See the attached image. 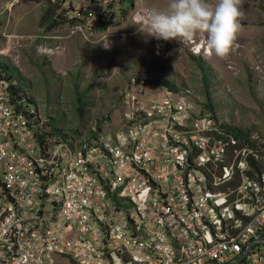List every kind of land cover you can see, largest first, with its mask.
<instances>
[{"label": "built area", "instance_id": "2783aa9c", "mask_svg": "<svg viewBox=\"0 0 264 264\" xmlns=\"http://www.w3.org/2000/svg\"><path fill=\"white\" fill-rule=\"evenodd\" d=\"M116 1L55 5L80 28ZM13 94L0 79V264H264V153L195 113L191 89L132 85L115 141L79 152L41 143Z\"/></svg>", "mask_w": 264, "mask_h": 264}, {"label": "rangeland", "instance_id": "374dc122", "mask_svg": "<svg viewBox=\"0 0 264 264\" xmlns=\"http://www.w3.org/2000/svg\"><path fill=\"white\" fill-rule=\"evenodd\" d=\"M56 2L23 0L0 15V79L16 86L13 95L37 111L47 133L52 123L68 135L62 140L50 134L48 149L65 145L79 152L101 136L115 141L129 123L127 114L140 106L126 95L131 86L170 80L178 90H192L195 113L209 100L222 126L248 131L246 144L264 153V0H237L239 28L224 57L205 52L199 34L181 44L157 41L130 25L141 10L164 8L167 0H118L95 25L85 23L90 28L67 21ZM50 8L61 25L42 23ZM205 71L215 77L208 92ZM60 259L56 264H71Z\"/></svg>", "mask_w": 264, "mask_h": 264}, {"label": "clouds", "instance_id": "9594fccd", "mask_svg": "<svg viewBox=\"0 0 264 264\" xmlns=\"http://www.w3.org/2000/svg\"><path fill=\"white\" fill-rule=\"evenodd\" d=\"M237 0H167L164 8L148 7L134 22L139 33L157 41L176 40L180 44L200 35L204 51L226 56L239 28ZM105 48L109 42H103Z\"/></svg>", "mask_w": 264, "mask_h": 264}, {"label": "trees", "instance_id": "16d2710c", "mask_svg": "<svg viewBox=\"0 0 264 264\" xmlns=\"http://www.w3.org/2000/svg\"><path fill=\"white\" fill-rule=\"evenodd\" d=\"M37 1H39V0H37ZM122 2H124V0H121V2L120 3H122ZM124 7V6H123ZM125 9H126V7H124L123 8V11H125ZM55 11V10H54ZM52 11V8H50L45 14H44V16H43V18H42V23H45V22H50V24H52L51 25V28L52 27H55V26H59V25H61V23H59L58 21H56V19H55V16H57V12L55 11ZM59 16V15H58ZM105 15H101L100 17V20L104 17ZM99 20V21H100ZM72 23H73V21H71ZM4 71V70H3ZM0 77H2L3 78V76H2V73L0 72ZM215 77H214V75L212 76V74L210 73V71H205V76H204V82H205V86H203L204 87V90L206 91V92H208V90H207V88H208V85H210V86H213V85H211L210 83H211V81L214 79ZM7 80V79H6ZM165 85L166 86H168L169 88H171V89H173V90H178L179 89V86L176 84V83H174V82H172V81H165ZM16 88V86L14 87V85H11V90L13 91V93L14 94H16L18 91H17V89H15ZM19 90H21V88H19ZM208 97V96H207ZM206 105H205V109H203L205 112H211V113H213V108H212V106H211V104H210V102H209V100H206ZM79 108H82V107H79ZM51 126H52V130H51V132H49V133H47V131L45 130V131H43L42 132V136L40 137L41 138V143H44L45 141V139L48 137V136H50V134H53V136L54 137H57L58 139H62V140H64V139H67L68 138V135H66V134H64V133H62V132H60V131H58L55 127H53V124L52 123H49ZM45 128L47 129V125H45ZM224 128H227V130L228 131H230L232 134H233V136L236 138V139H240V140H242V142L243 143H250V138H249V132L248 131H242V130H240V129H238V128H234V127H231V126H224ZM233 131V132H232ZM74 135H76V136H79V134L77 133V132H75L74 133ZM61 259H66V260H68L71 264H74V262L70 259V258H67V257H62ZM60 259V260H61Z\"/></svg>", "mask_w": 264, "mask_h": 264}, {"label": "water", "instance_id": "95a60500", "mask_svg": "<svg viewBox=\"0 0 264 264\" xmlns=\"http://www.w3.org/2000/svg\"><path fill=\"white\" fill-rule=\"evenodd\" d=\"M260 240H264V238H261Z\"/></svg>", "mask_w": 264, "mask_h": 264}]
</instances>
